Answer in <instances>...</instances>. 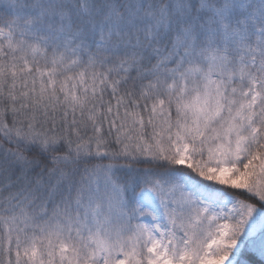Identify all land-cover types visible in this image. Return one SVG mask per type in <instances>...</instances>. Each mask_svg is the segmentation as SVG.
<instances>
[{
    "label": "snow or ice",
    "instance_id": "6c2138e0",
    "mask_svg": "<svg viewBox=\"0 0 264 264\" xmlns=\"http://www.w3.org/2000/svg\"><path fill=\"white\" fill-rule=\"evenodd\" d=\"M0 264H264V0H0Z\"/></svg>",
    "mask_w": 264,
    "mask_h": 264
}]
</instances>
